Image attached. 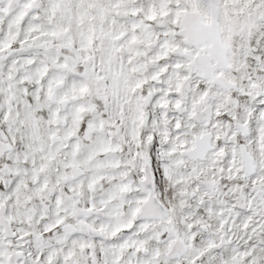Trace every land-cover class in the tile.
<instances>
[{"label": "snow or ice", "instance_id": "snow-or-ice-1", "mask_svg": "<svg viewBox=\"0 0 264 264\" xmlns=\"http://www.w3.org/2000/svg\"><path fill=\"white\" fill-rule=\"evenodd\" d=\"M0 264H264V0H0Z\"/></svg>", "mask_w": 264, "mask_h": 264}]
</instances>
